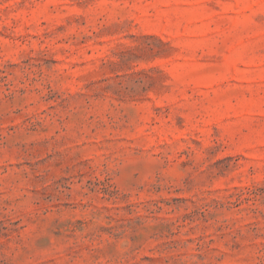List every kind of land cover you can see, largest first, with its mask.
I'll use <instances>...</instances> for the list:
<instances>
[{
    "label": "rangeland",
    "instance_id": "1",
    "mask_svg": "<svg viewBox=\"0 0 264 264\" xmlns=\"http://www.w3.org/2000/svg\"><path fill=\"white\" fill-rule=\"evenodd\" d=\"M0 264H264V0H0Z\"/></svg>",
    "mask_w": 264,
    "mask_h": 264
}]
</instances>
